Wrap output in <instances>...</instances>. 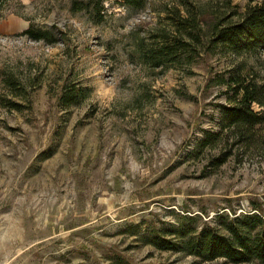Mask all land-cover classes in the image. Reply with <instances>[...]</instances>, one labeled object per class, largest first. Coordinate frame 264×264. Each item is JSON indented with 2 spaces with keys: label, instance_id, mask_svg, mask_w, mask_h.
<instances>
[{
  "label": "rangeland",
  "instance_id": "374dc122",
  "mask_svg": "<svg viewBox=\"0 0 264 264\" xmlns=\"http://www.w3.org/2000/svg\"><path fill=\"white\" fill-rule=\"evenodd\" d=\"M263 1L0 0V264H230L153 236L264 214V126L202 144L219 130L221 80L264 82V52L215 41ZM176 38L190 51L146 63Z\"/></svg>",
  "mask_w": 264,
  "mask_h": 264
},
{
  "label": "trees",
  "instance_id": "16d2710c",
  "mask_svg": "<svg viewBox=\"0 0 264 264\" xmlns=\"http://www.w3.org/2000/svg\"><path fill=\"white\" fill-rule=\"evenodd\" d=\"M127 6L139 7L146 0H123ZM78 0L73 2L77 10ZM88 13L94 23L104 20L102 10ZM181 26L185 27L186 18L179 16ZM30 39L49 40L51 33L27 29L24 32ZM215 41L229 47L236 54H260L264 52V1L248 6L240 20L235 24L218 30ZM175 43L162 45L159 50L145 55L146 63L152 67H162L167 62H174L178 54L189 52L190 44L176 38ZM226 86V103L219 104V130L208 132L202 144H214L231 135H248L258 126H264V82L233 74L227 80H221ZM85 95L84 88L66 92L61 96L65 107L78 105ZM82 97V98H81ZM2 101L0 94V102ZM16 106L15 103L12 104ZM254 106L261 108L255 111ZM225 161L220 162L219 166ZM176 240L167 239L159 234L153 236V243L161 250L181 252L193 256L200 262L224 260L230 264L251 262L264 263V214H242L234 218L221 217L214 227L196 228L192 231L181 227L174 232Z\"/></svg>",
  "mask_w": 264,
  "mask_h": 264
},
{
  "label": "crops",
  "instance_id": "0c3cea01",
  "mask_svg": "<svg viewBox=\"0 0 264 264\" xmlns=\"http://www.w3.org/2000/svg\"><path fill=\"white\" fill-rule=\"evenodd\" d=\"M21 1L24 3H30V2H33L34 0H21Z\"/></svg>",
  "mask_w": 264,
  "mask_h": 264
}]
</instances>
